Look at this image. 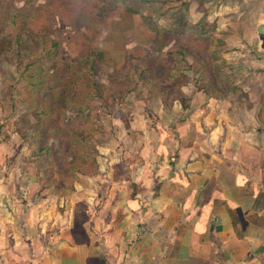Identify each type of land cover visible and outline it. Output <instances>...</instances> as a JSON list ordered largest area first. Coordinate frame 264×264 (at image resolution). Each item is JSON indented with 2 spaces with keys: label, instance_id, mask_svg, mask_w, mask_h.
I'll use <instances>...</instances> for the list:
<instances>
[{
  "label": "crops",
  "instance_id": "0c3cea01",
  "mask_svg": "<svg viewBox=\"0 0 264 264\" xmlns=\"http://www.w3.org/2000/svg\"><path fill=\"white\" fill-rule=\"evenodd\" d=\"M190 1L192 23L203 18L199 5L214 3ZM232 1L213 16L220 25L223 7L240 12L232 27L217 31L244 57L242 48L255 39L263 46L264 0ZM117 11L121 28L142 30L129 33L128 43L106 44L114 60L135 35L142 42L148 33L136 15ZM256 56L240 107L182 87L188 107L174 102L168 115L156 102L157 127L141 132L137 124L150 121L148 103L129 96L128 127L99 148L103 161L83 176L88 183H74L75 192L94 191L83 199L82 226L73 217L58 230L56 219L48 227L37 207L27 210L43 182L32 176L18 134L0 133V264H264V53Z\"/></svg>",
  "mask_w": 264,
  "mask_h": 264
},
{
  "label": "rangeland",
  "instance_id": "374dc122",
  "mask_svg": "<svg viewBox=\"0 0 264 264\" xmlns=\"http://www.w3.org/2000/svg\"><path fill=\"white\" fill-rule=\"evenodd\" d=\"M190 2V0H0V37L9 33V36L13 37L20 30L23 39L30 46L28 51L38 53L31 57L24 56L22 53L19 65L14 60L0 62V133L6 134L7 131L17 133L18 130L21 131L28 123L32 122V117L29 116L30 108L24 101L25 82L19 77L24 71V67L32 59H35V64L39 61L40 65L44 63L42 65L43 73H45L44 87L52 89L53 94L57 96L62 90L69 88L73 71L76 69H80V76L86 82L94 52H103L104 56L107 55L105 60L108 66L100 73L94 74L92 79L107 86L110 73L122 71L123 75L128 76L125 80H132L128 87L133 89L130 97L145 100L148 103L146 108L150 112L147 113L150 118L147 124L141 122L137 124L141 132H145L148 127L152 128L154 124L157 127L158 108L156 102L160 101L152 94L153 91L142 87L137 81L132 67H142V59L153 60V62L155 60L154 67L152 63L148 66L156 69L163 67L165 78H168L167 75L173 67L179 69L182 76L179 79L181 91L182 87L190 86L192 92L195 93L198 87H202L204 84L210 85L213 82L216 89L220 91V96L217 99H227L233 105L244 101L249 94L244 85L247 83V79L253 76L250 73H256V70L250 69L249 65L255 64L256 67V62L259 60L256 59L258 58L256 54L263 55L264 41L260 48L257 45V39L249 47H243V52L247 53L244 57L235 54L232 46L224 42L222 32L220 35L217 28L232 27L234 25L232 21L236 20L240 12L236 10L233 16V12H229V9L224 10L223 7L220 15L223 17L219 25L213 16V11L218 5H229L233 8L235 2L232 0H214L213 5L204 8L207 13L212 11L211 16L213 17L208 21L209 27L205 35H202L203 37H200L201 33L196 35L193 32L186 35L173 34V31L169 29L172 23L171 15L179 9L183 10L184 6L189 8ZM118 6L123 7V11H128L131 14H134L135 11L136 18L140 20H137L139 25L146 28L148 33L144 32L142 42H139L140 39L137 40V35H135L132 48L126 49V53H120V59L115 57L116 60H114V57L112 58L105 50L108 48L106 44L109 42L112 44L128 43L127 35L129 33L142 30L140 26L137 29L133 26L131 29L121 28L118 22H115V18H118L119 15L117 13ZM207 13L203 16H207ZM13 15H18L26 22V25L23 26L25 30H22L23 21L17 24L13 23ZM202 22H204L203 18L197 23ZM237 23L242 24L239 20ZM237 23L236 25H238ZM213 25H216L215 34L210 28ZM38 35L45 37V40L37 39ZM215 35L218 39L217 43L210 40V37ZM53 43L56 45L52 46ZM117 48L124 50L123 46L117 45ZM179 49L184 50L183 60L180 55L176 54ZM118 50L117 53H112L113 56L119 54ZM168 50H171L174 55H167ZM132 54L134 58H132ZM121 57L123 58L121 59ZM251 59L254 60L253 63H250ZM262 60L264 62V56H262ZM28 71L30 72L32 69ZM117 82L124 84L123 78ZM168 93L164 94L166 105L161 101L160 103L165 110L164 114L174 115L169 112L174 104L172 102L173 91ZM130 97L128 96L125 101H128ZM189 99L186 97L185 109L188 107ZM122 104L110 107L105 94H102L100 99L93 97L87 100L85 111L90 116V120H94L98 131L86 134L83 144L87 147L90 155L95 157L97 166L100 161H103L99 148L110 144L112 137L117 136L119 128L122 130L123 126L128 127L129 112H132L134 107ZM74 109L75 106L70 105L67 110L62 111L61 122L65 123L66 131L78 121ZM138 111L145 114L143 107ZM179 116L183 117L182 114ZM58 137L56 131L51 132V136L48 138L49 143H57ZM22 142L28 149L29 157L32 159L30 162L34 164L35 159L32 157L34 147L28 141ZM48 172L49 170H43L32 174L34 178L43 183L39 184L41 188L36 189L31 202L26 205L27 210L37 207L38 211L43 214L44 222L48 224V227L56 219L58 230L64 228L68 221L72 222L73 217L74 221L82 226L83 199L86 195L93 194L94 191L75 192L76 184H72V181L59 180L56 176L50 178L51 174ZM95 173L96 170L91 175ZM79 183L84 186L88 183V179L80 176Z\"/></svg>",
  "mask_w": 264,
  "mask_h": 264
},
{
  "label": "trees",
  "instance_id": "16d2710c",
  "mask_svg": "<svg viewBox=\"0 0 264 264\" xmlns=\"http://www.w3.org/2000/svg\"><path fill=\"white\" fill-rule=\"evenodd\" d=\"M198 8L206 15L207 11L201 5ZM134 15H136L135 11ZM188 18L189 8L184 6L183 10L180 11L179 9L171 15L172 23L169 29L176 35H186L193 32L196 35L201 33L200 37H203L202 35H205L209 27L206 16H203L204 22L202 23H192ZM12 20L14 24L23 21L22 30H25L23 26L26 25V22L22 18L13 15ZM210 28L215 34L216 25ZM19 32L20 30L13 37L9 36L10 33L0 37V62L14 60L19 65L22 53L28 57L38 54L28 51L30 46ZM36 38L41 41L45 40V37L39 35ZM210 40L217 43L218 39L215 35L210 37ZM55 45L53 43L52 46ZM183 52L182 49L176 51L177 56L180 55L182 60L184 58ZM166 54L174 55L171 50H168ZM93 55L94 58L89 65L90 73L87 76V81L85 82L80 76V69H76L73 71L69 88L62 90L57 96L53 94L52 89L44 87L45 73H43L42 66L44 63L40 65L39 61L35 64V59H32L19 75L25 82L24 101L28 103L30 108L29 116L32 117V122L28 123L21 131L18 130L17 134L22 141H28L34 147L32 157L35 159V165L32 164L35 173L49 170L50 178L56 176L59 180L72 181V184H74L79 181L80 176H90L98 167L95 157L90 155L87 147L83 144L85 143L86 134L98 131L94 120H90V116L85 111L87 100L93 97L100 99L102 94H105L110 107L120 105L130 96L133 89L128 88L132 80H125L128 76L123 75L122 71H112L107 86L93 80L94 74L100 73L108 66L103 52H94ZM191 55L196 57L195 54L191 53ZM141 62L142 67H132L141 86L153 91L152 94L160 99L164 105H166L164 94L173 91L172 102H179L185 109L186 97L181 91V81L179 79L182 76L179 69L173 67L167 75L168 78H165L163 67L156 69L148 66L152 63L154 67L155 60L153 62V60L142 59ZM30 69L32 71L29 72ZM120 78L124 80L123 85L117 82ZM198 90L212 98L217 99L220 96V91L216 89L213 82L210 85L204 84L202 87H198ZM68 92L71 93L67 94ZM70 105L75 106L74 114L78 117V121L66 131L65 123L61 122L62 111L67 110ZM53 131H56L59 135L57 143H49L48 138Z\"/></svg>",
  "mask_w": 264,
  "mask_h": 264
}]
</instances>
